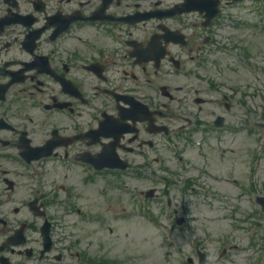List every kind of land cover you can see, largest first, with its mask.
Segmentation results:
<instances>
[{
    "label": "flooded vegetation",
    "instance_id": "1",
    "mask_svg": "<svg viewBox=\"0 0 264 264\" xmlns=\"http://www.w3.org/2000/svg\"><path fill=\"white\" fill-rule=\"evenodd\" d=\"M173 1L165 6L163 0H0V264H78V234L72 242L71 234L53 228L47 187L20 182L19 163L26 166L21 154L52 151L45 173L84 165L80 156L99 152L128 170L138 164L161 170L168 144L187 147L189 172L196 175V197L176 212L187 218L180 247L189 249L188 264H264L225 259L229 251L243 249L244 238H235L240 229L253 231L264 259V69L241 73L256 82L240 83L236 68L232 80L210 76L201 92L195 81L208 69L204 59L219 57L214 53L222 39L208 40L180 25L172 16L180 0ZM179 71L186 72L185 87L172 78ZM162 127L167 131L156 133ZM187 137L200 138L191 142L195 156ZM16 200L20 208L11 211ZM196 214L198 227L190 237ZM211 223H219L224 236H213ZM45 225L51 258L37 253ZM221 248L224 255L216 258Z\"/></svg>",
    "mask_w": 264,
    "mask_h": 264
},
{
    "label": "rangeland",
    "instance_id": "2",
    "mask_svg": "<svg viewBox=\"0 0 264 264\" xmlns=\"http://www.w3.org/2000/svg\"><path fill=\"white\" fill-rule=\"evenodd\" d=\"M257 7L259 9L257 8L258 10H255L253 16L249 17L248 15H243L244 13L240 14V34L237 37L240 38V55L244 57L240 58V68L255 65V67H262L264 69V31L262 29L263 27H260L261 29L258 28L260 21L264 19V7L260 5ZM253 25H257V27L254 28ZM240 70L243 72L242 69ZM241 72L240 83L256 82L250 75H247V79L243 80ZM241 141L240 138V147ZM241 156L243 157L242 154ZM61 174L71 175V172L64 169L61 171ZM76 184V190L78 191V209H81L80 207L84 209L91 207L92 210H95L93 203H96L100 211L105 209L111 210V215H108L109 218L106 220L104 218L100 220L101 217L91 218V221L96 220L95 223H85L86 221L83 218L78 217V227L87 224L93 228L105 230V232H100L97 236H89L87 238L85 243L86 246L91 247V250L104 251L119 264H173V262H178L177 256L174 254L171 256L172 252L169 250V247L163 244V238L160 234L162 230L142 220L138 215V211L132 207L130 192L133 186H107L111 191L109 193L110 196L103 198L97 193L99 186L94 188L90 185H85L81 179L79 169L78 183ZM64 186L66 188L70 187L68 184H64ZM76 206V203L71 204V207H74V213ZM126 208H128L126 214L115 215L112 218L113 211H122L126 210ZM102 221H107V228L100 226L106 224L105 222L101 223ZM218 226H220L219 223L209 224V227L214 230L215 234L213 236H224L220 232V229H218ZM217 232L220 233L216 234ZM252 232V230H246L244 232L240 229V232L235 234V238H238V240H240V237L244 238L242 244L244 251L242 249L241 251L234 252V255L231 256L233 260L236 258L238 262H261L258 259V255L254 254L252 256L253 252L247 251L252 238ZM100 245H103L104 248L101 249ZM260 250L261 248L258 251ZM221 252L219 251L215 256H219Z\"/></svg>",
    "mask_w": 264,
    "mask_h": 264
}]
</instances>
